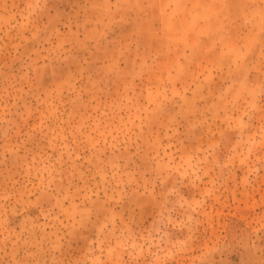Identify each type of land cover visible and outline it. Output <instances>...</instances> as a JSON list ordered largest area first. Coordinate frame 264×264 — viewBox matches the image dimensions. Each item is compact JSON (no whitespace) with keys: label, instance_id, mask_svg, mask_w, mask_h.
<instances>
[{"label":"rangeland","instance_id":"obj_1","mask_svg":"<svg viewBox=\"0 0 264 264\" xmlns=\"http://www.w3.org/2000/svg\"><path fill=\"white\" fill-rule=\"evenodd\" d=\"M0 264H264V0H0Z\"/></svg>","mask_w":264,"mask_h":264}]
</instances>
